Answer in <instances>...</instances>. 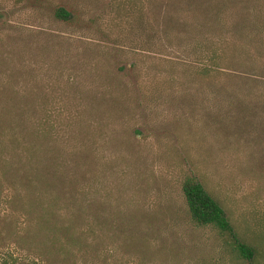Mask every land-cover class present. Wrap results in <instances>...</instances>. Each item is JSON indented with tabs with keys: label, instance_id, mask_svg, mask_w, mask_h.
Wrapping results in <instances>:
<instances>
[{
	"label": "rangeland",
	"instance_id": "rangeland-1",
	"mask_svg": "<svg viewBox=\"0 0 264 264\" xmlns=\"http://www.w3.org/2000/svg\"><path fill=\"white\" fill-rule=\"evenodd\" d=\"M57 5L74 19L54 18ZM241 16L251 23L237 30ZM12 92L37 96L24 122L49 131L61 183L30 202L7 170L23 145L0 136V264H28L70 222L85 234L55 235L67 244L53 264H264V0H0V118ZM186 175L258 250L253 262L188 221ZM134 211L158 228L139 260L103 227L144 218Z\"/></svg>",
	"mask_w": 264,
	"mask_h": 264
},
{
	"label": "trees",
	"instance_id": "trees-1",
	"mask_svg": "<svg viewBox=\"0 0 264 264\" xmlns=\"http://www.w3.org/2000/svg\"><path fill=\"white\" fill-rule=\"evenodd\" d=\"M74 14L73 10L63 5H57L53 8L54 18L63 22L72 21L75 17ZM249 23L251 22L244 16H241L234 22L237 30L247 28L246 26H249ZM209 57L214 59V61L216 60V63L219 59H222L216 50L213 51V54ZM209 68L212 69V66H209ZM208 71L210 70L203 69L204 73H208ZM98 101H100V98H98L97 102ZM5 102L8 108L3 112L0 118L1 139L5 140L6 135L9 134L10 139L8 143L11 145L13 142H17V144L23 145V157L24 154H26L27 157V159L24 157L25 160L23 163H18L17 165L5 162L11 165L10 169L7 167V170L14 175L15 179L18 177L19 181L25 184V188L29 190V193L25 191L26 189L24 190L28 200L30 199V202H38L40 198L38 190L40 188L43 190L44 186V191H47L61 183L60 178L56 176L57 159H59L58 153L53 146H50L52 140L49 131L43 129L39 131L35 125L30 126L24 122V112L26 109L35 106L37 102L36 95L30 93L26 96H22L12 92ZM103 103L109 105L111 108L117 106V101L112 99L110 102L103 100ZM42 145L44 147H42ZM4 146H2L0 153L4 151ZM3 160L7 161V156H4ZM181 193L184 199L188 221L194 227L209 228L220 237L224 238L226 241L225 247L237 259L241 261H254L258 254V250L236 229L222 205L200 180L194 175H186L181 182ZM50 200L51 199H49V201ZM51 205L52 203L50 206ZM44 209L46 208L44 207ZM150 212L134 211L131 213L132 218L141 215H143L144 218L132 220L131 222L122 221L119 223L110 220V222L103 226L104 229H106V226H109V231H120L124 233L126 236L125 241H128L126 246H132L131 251L137 260L143 259L145 251L151 247H149L150 241L147 235L158 229L157 225H154V222L149 218ZM43 221L49 222L47 225L52 223L48 219H44ZM51 227L53 228V231H51L52 234L49 235L48 233H44L41 236L40 243H38V247L42 253L39 254L37 258L28 261V264H53L49 258L63 254V250L67 243L61 241L60 237L56 238L55 235H64V240H66V236V238L72 239V241H78L80 236L85 234V229L83 227L81 228L79 226L77 228L72 222H70V224H64L61 227H57L53 224ZM136 264H141V260L140 262H136Z\"/></svg>",
	"mask_w": 264,
	"mask_h": 264
}]
</instances>
